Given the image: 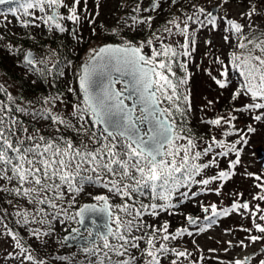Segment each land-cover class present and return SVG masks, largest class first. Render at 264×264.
<instances>
[{
  "label": "snow or ice",
  "instance_id": "snow-or-ice-1",
  "mask_svg": "<svg viewBox=\"0 0 264 264\" xmlns=\"http://www.w3.org/2000/svg\"><path fill=\"white\" fill-rule=\"evenodd\" d=\"M6 3L9 0H0V5ZM79 4L80 0H73L70 7L64 0H19V9L25 16L31 15L29 10H38L42 14L33 16L31 21H23L24 26L40 20L49 31L64 33L63 21L73 25L80 22ZM62 7L67 8V15L59 12ZM158 7V0H151L150 6L143 11H155ZM192 7L191 14L183 19L173 16L162 30L153 31L144 41L122 38L120 43H105L90 49L87 59L74 72L78 92L69 88L77 101L72 104L70 114L54 110L57 101L64 103L60 95L44 97L41 108L26 107L0 86V94L5 96L0 100V193L6 194L0 198L11 206V210L0 208V226L3 228L0 235L10 237L17 250L8 252L7 257H14L19 264H46L45 259L34 255V250L10 227L9 216H14L15 224L37 240L50 237L55 232L53 222L59 223L68 232L61 243L77 242L89 257L88 264H138L141 257L143 264H161L160 256L169 252L177 258L171 264H177L179 258L191 255L186 250L169 249L162 242L176 240L185 234L191 236V231L183 228L172 234L168 232L167 222L156 227L145 223L143 217L156 216L159 210H167L169 204L166 202L171 194L190 182L206 186L212 180L227 179L230 173L219 171L210 179L194 181L203 169L216 163V156L234 152L236 160L229 161V168H234L240 163V150L236 145L248 143L246 134L240 135L232 144L211 136L207 146L201 148L204 137H197L186 127V114L191 107L183 86L187 85L188 77H178L173 66L178 57H189L195 50L196 41L189 31V22L201 28L211 26L215 29L218 21L211 10L197 5ZM19 9L9 8V11L15 14ZM133 11L139 14L140 5L137 4ZM255 11V6H251L246 13L249 20ZM153 19L152 16L135 15L123 18V24L133 28L147 24L151 28ZM220 19L226 23L225 31L229 33L223 37L224 41L232 43L235 39L237 50L232 52L227 64L219 56L214 58L213 63L220 65L217 69L220 78L209 75L223 89L228 84L231 68L241 78L240 87L233 92V100L244 95L251 101L234 111L264 110V31L256 35L250 23V32L245 33L244 26L236 20ZM94 21V16L88 19L89 24ZM112 32L118 34L116 29ZM72 35H76L75 31ZM176 35L183 36L182 44L177 42L176 46L166 42ZM146 48L150 49V54ZM23 59L29 71L41 76L53 72L57 76L65 75L59 61L37 60L31 53L25 54ZM38 65L44 67L38 68ZM178 66L186 70L185 62H179ZM27 103L31 105L32 102ZM17 113L30 117L32 122L47 123L43 129H30ZM235 119L231 114L220 115L202 123L217 127L226 124L240 134L232 124ZM253 119L261 121L264 112ZM62 129L74 131L80 139L66 136ZM253 131L249 126L247 132ZM231 134V131L224 132L225 136ZM216 147L227 150L214 153L207 162H199ZM255 179L261 180V177ZM87 187H98L106 192L88 193L93 202L79 203L78 197ZM256 187L261 193L253 199L264 200V182ZM149 194L152 201L165 203L145 204L140 198ZM114 197L121 203L110 202ZM209 207L211 216L204 219L210 224L216 222L214 217L244 209L254 218L255 231L264 234V225L256 222V219L264 221V214L258 215L264 212L259 206L249 210L247 202H234L230 208L219 211L216 204ZM203 210L208 212L209 208ZM187 219L190 224L196 223L192 217ZM69 222L78 227H71ZM242 230L249 233L246 239L250 243L264 240L262 235H251L252 229ZM141 242L145 245L143 248ZM238 246L246 248L248 245L241 240ZM134 249L139 251V257L133 254ZM249 258L235 259L231 264H247ZM259 264H264V259Z\"/></svg>",
  "mask_w": 264,
  "mask_h": 264
},
{
  "label": "rangeland",
  "instance_id": "rangeland-1",
  "mask_svg": "<svg viewBox=\"0 0 264 264\" xmlns=\"http://www.w3.org/2000/svg\"><path fill=\"white\" fill-rule=\"evenodd\" d=\"M256 1L227 0L225 3L224 0H175V3H173V0H158L159 7L155 11L144 12L143 9L150 6L151 0H87V10H85V0H80V4L77 6V13L81 17L80 22L73 25L70 21H63L62 23L66 29L64 33H60L57 30L49 31L40 20H35L34 23L24 26L23 21H31L33 16L42 15L38 10H29L31 15L25 16L18 11L15 14H8L6 13V9L0 8V58L6 67L21 76H26L34 84H41L38 81V77L41 75L29 71V68L25 66L23 57L28 48L23 50L18 42L27 33L26 29H28V32H31L35 42H45L44 45L29 48L35 51V58L37 60L45 59L51 62H60L70 52L71 64L67 63L63 66L65 75L59 79L60 84H63L66 88L65 94H59L64 103L57 101L54 109L62 114H70L72 104L77 102L75 94L69 92V88L76 89L74 87V84H77L74 72L87 59L90 49L105 43H120L122 38L134 42L144 41L152 35L153 31L162 30L166 22L172 19L173 16L183 19L184 16L191 14L194 11L193 5L211 10L212 12L214 9L217 10L213 13L218 17L215 29H211V26L201 28L199 25L189 22V31L193 33L196 41L195 50L190 52L189 57L182 56L181 59L186 63V70L184 69L185 75L192 77L191 81L189 80L190 83H187L188 87L192 85L190 86L191 90L185 92L188 96V104L191 107L189 111L190 121L194 125L197 124L198 128L210 132L211 136H215L218 140H221L223 132L233 129H230L226 124L217 127L207 125L202 123V121L214 119L220 115L228 116L231 114L236 117L232 122L234 129L240 130V134L233 136L234 142L240 138V135L247 134L248 143L246 145L243 143L236 145L237 149L240 150V163L236 164L234 168H229V161H234L237 158L234 152H230L227 157L223 158L222 163L221 160H218L219 166H216L213 173L217 175L219 171L232 170L227 182H225L226 179H216L212 185H207L202 190L193 192L195 195H192L191 199L183 196L181 201L184 204L179 206L177 205L178 202L170 203L171 201H169L166 203H170L171 205L169 204L167 210H159L156 216H144L145 223L155 225L156 227H161L167 222L169 233L174 234L177 229L183 228H187L188 231L193 233L191 236L185 234L176 240L162 241L169 249L186 250L191 254L186 258H179L177 264H231L233 260L237 259L240 250L238 247L236 250H230L229 242L238 244L241 240L246 245L255 246V249L245 256L250 257L247 260V264H259L260 260L264 259V240L257 241L254 244L250 243L246 239L249 233L242 230L245 228L252 229L251 235L264 236V234L256 232L253 228L254 218L249 215L248 211L239 209L237 211H230L227 216L214 217L213 219L216 221L214 224H210L209 221L204 219L205 216H211L209 206L212 204L217 205L218 211L222 208H230L234 202H247L249 210H255L257 206L264 209V200L253 199L254 196L261 193V189L257 188L256 185L264 182V119L261 121L253 119L255 115L260 114L262 111L253 112V117L245 111H234V109H242L243 105L250 103V101L239 96V100H236L234 104L231 103L232 100L230 98L233 96V89L236 86H240L241 81L239 75L231 68L229 69L228 84L230 86H228L229 88L227 87L228 89L226 87L221 89L211 78V75L218 76L217 69L220 67V65L213 63L214 58L219 56L227 64L232 52L237 50L234 47L235 39L232 40V43L224 41L223 37L229 35V33L225 31L227 27L226 23L220 18L226 17L227 19H233L241 23L244 26L245 33L250 32L248 27L250 23L255 29V33L264 31V14L255 11L251 20L246 15L251 6L254 5L256 7ZM64 2L70 7L73 0H64ZM137 4L141 7L139 14L133 11ZM59 12L61 15L68 14L67 8ZM135 15L154 17L151 28L147 24H139L134 28L126 27L123 24V18ZM93 16L95 17V21L93 24H89L88 19ZM128 23L131 24L130 19ZM93 29H95V34H93ZM113 29H116L118 34H113ZM73 31L76 33L75 36L72 35ZM113 38L115 39L114 41H112ZM49 39L61 42L64 45H52ZM183 39V36L176 35L166 42L178 46L177 42L182 44ZM145 51L150 54V49L146 48ZM79 56L82 58L80 62ZM37 67L43 68L44 65H38ZM173 70L175 71L174 67ZM176 74L178 77H184V75H180L181 72H176ZM218 78L220 77L218 76ZM46 83L56 84L52 83L51 75L46 77ZM17 84L9 79L0 69V86L6 89L7 93H10L15 99L19 96ZM52 91V89L49 90L50 93ZM55 95L58 94L50 96ZM50 96L47 95L45 97ZM43 98L39 96L33 99L23 97L20 104L26 107L41 108L44 106L42 103ZM3 99H5L4 94H0V100ZM27 102L32 103L29 105ZM231 104L232 107L230 106ZM24 117L30 120L33 127L43 129L47 123L45 121L35 123L31 121L30 117ZM69 118L71 117L69 116ZM249 126L254 129L253 132H247ZM44 134H47V132ZM78 139H80L79 136ZM208 142H210L209 139L206 142L203 140L201 147H206ZM226 150L218 148L215 153ZM257 153H259V156ZM212 154L214 155V153ZM213 155H210L208 158L211 159ZM208 173L212 172H206L203 176L208 177ZM256 176H260L261 180L255 179ZM101 192H106V190L98 187H87L78 197L79 203L93 202L88 193L98 194ZM5 195L4 193H0V197ZM110 202L112 201L110 200ZM21 204H24V202L21 201ZM77 207H79V204H77ZM0 208L11 210V206L8 205L7 200L2 198H0ZM193 208H200L204 216L194 214ZM204 208H209V211L205 212ZM262 214L264 212L258 213V215ZM187 217H192L196 220V223L190 224ZM8 222H10V227L17 231L24 239L25 244L34 250L33 254L45 259L46 264H69V261H71L69 259H53V257L66 251V249L73 248L65 243H61L62 238L68 232L59 223L53 222L55 232L50 237L46 236L42 240H37L35 237H30L23 227L15 224L14 216H9ZM256 222L264 225V221H260L259 219H256ZM69 224L73 223L69 222ZM77 226L76 224L73 225V227ZM32 227H36V225H32ZM201 228L204 231H200ZM0 232H3L2 226H0ZM13 244L14 242L10 237L0 235V264H19L18 260L14 257H7L8 252L15 253L17 251ZM157 247H159V243H157ZM210 249L214 251H210ZM65 257L68 258V256ZM175 259L177 258L170 259V262H163V264H171ZM25 264H28V262H25Z\"/></svg>",
  "mask_w": 264,
  "mask_h": 264
},
{
  "label": "trees",
  "instance_id": "trees-1",
  "mask_svg": "<svg viewBox=\"0 0 264 264\" xmlns=\"http://www.w3.org/2000/svg\"><path fill=\"white\" fill-rule=\"evenodd\" d=\"M2 8L6 9V11H7L6 13H8V14L10 13L11 14L12 12H10L7 9H9V8L19 9V1L18 2H14V3H11V4H8V5H5ZM64 9L65 8L62 7V8L59 9V11H63ZM255 9H256V12L257 13L264 14V0H257L256 1V7H255ZM18 12L23 13V10L22 9H19ZM26 30H27V33H25V35L21 39L18 40V42L21 45V48L23 50L26 49V48H28L27 50H29L30 47L32 48V47L37 46V45H44L45 44V42H35V40L32 38L31 32H28V29H26ZM260 32H262V31H259L258 33H255V34L256 35H259ZM144 35L146 36V34H144ZM114 40L115 39L113 38L112 41H114ZM50 41H51L52 45H57V46H59V44L60 45H64L63 43H61V42L59 43V42H57L55 40H50ZM115 43H117V42H115ZM69 54H70V52L68 53V55H66V57L64 59H62L59 62L62 68H63L64 65H66L68 63V61H70L71 56ZM80 57L81 56H79V58H78L79 59V62L82 60V58H80ZM181 58H182V56L178 57L177 64H174L173 67H174V69H175V71L177 73L181 72L180 75H182V76L184 75L185 76L184 69H182V68H180L178 66V63L181 62V61H183ZM0 69H1V71H3L6 74V76L9 79H11L14 82L18 83L17 86H18V89H19L18 90L19 91V96L16 99V102L17 103H21L22 102L21 99L23 97H26L27 99H33L36 96L37 97L39 96L41 98V97H45L47 95L50 96V95H54V94H58V95L59 94L60 95L65 94L66 88L63 86V84H60V80H59L61 78V76H57L55 74V72H53V74H51V77H52V83H56V84H47L46 83V77H48V75H47V76H40V77H38V81L41 83V84H39L40 85L39 86V85L34 84L33 82L29 81L26 76H21L18 73H16L13 70H11L10 68L6 67L4 65V63L2 62V59L1 58H0ZM191 79H192V77H188V83H190ZM74 85H75L74 87L76 88V91L78 92V85L77 84H74ZM190 86H192V85H190ZM190 86L188 87V84L186 86H183V90L185 92L190 91L191 90V87ZM228 86H230V84H227L226 89L229 88ZM239 87L240 86H236L233 89V92L236 91L237 88H239ZM51 89L53 90L52 93L49 92V90H51ZM243 97L245 98V100H248L249 99V101H250V98L247 97V96H244V95H241L240 98H243ZM231 98H232V96H231ZM231 98H230V100H232L231 101L232 104H234L236 100H239L240 99V98H237V99L233 100V98L232 99ZM232 104L230 105L231 107H232ZM256 111L257 112L258 111L259 112L260 111L264 112V110H256ZM245 112L248 113L252 117L254 116L253 112H249V111H245ZM16 115H18L20 117V119L24 120L25 123L30 128H33V125H31L30 120L26 119L23 115H21L19 113H17ZM186 119H187V125H186V127L188 129H190L193 134H196L197 137H200V136L204 137V142L208 141V139L211 137L210 132L198 128L197 124L196 125L192 124V122L190 121V112L189 111L186 114ZM73 122H75V121H73ZM228 131H231L233 134L228 135V136H225L224 135V132H223L222 137H221V140H223L225 142V144H232L234 142L233 136L236 134V132L234 130H228ZM62 132L66 136L72 137L74 140L75 139H78L77 134L74 131L70 130V129L62 130ZM201 142H200V144L202 145ZM216 150H218V147L214 148L213 153H215ZM210 155H213V154L210 153L207 157L202 156L201 157V161H199V162H207L210 159V158H208V157H210ZM228 155H226V156H219V157L216 156L215 157L216 163L213 164V165H211L207 169H203L199 175H197V176L194 177V181H199V180L205 179V178L210 179L211 177L216 176L215 173H213V171L216 169V166H219L218 160H221V163H222L223 158L227 157ZM209 171H211L212 173H208L209 174L208 177L203 176L204 173L206 174V172H209ZM227 171L231 174V171L232 170L231 171L230 170H227ZM229 177H230V175H229ZM229 177L225 180V182H227L229 180ZM212 183H214V180H212L208 184V186L209 185H212ZM206 186L205 185H202V184H199V183H196V182H190L188 185H186L184 187H181L178 192H173L171 194V197H170V200L169 201H171L170 203H172V202H178L177 205L180 206V205L184 204L181 201V199L183 198V196H186V198L188 199V198H190L193 195V192H195V191L198 192L199 190H202L203 187H206ZM180 193H187V195H180ZM140 199H142L145 204H149V203H152V202L163 203V201H152L150 199V194L149 195H145V196L141 197ZM111 201H112V203H121L120 199L119 198H115V197L112 198ZM169 201H167V202H169ZM193 210L195 212L194 214H196V215L197 214H201L202 216H204V213H202V210H200V208H193ZM143 220H144V217H143ZM72 223L73 224H70L71 227H73V225H75L74 222H72ZM144 246H145L144 243L141 242L140 243V247L143 248ZM132 251H133V254L134 255H136L138 257L140 256V253H139L138 250H135L134 249ZM61 256L62 257L68 256V259L71 260V264H88V260H89V257L87 256L86 253L83 252L82 248H72V249H68V250L66 249V251L62 252L61 254H59L56 257H61ZM173 258H175V255L173 253H171V252H169L167 254H163V255L160 256L161 264H163V262L164 263H168V262H170L169 260L170 259H173ZM138 264H143V257L140 258V260L138 261Z\"/></svg>",
  "mask_w": 264,
  "mask_h": 264
},
{
  "label": "bare ground",
  "instance_id": "bare-ground-1",
  "mask_svg": "<svg viewBox=\"0 0 264 264\" xmlns=\"http://www.w3.org/2000/svg\"><path fill=\"white\" fill-rule=\"evenodd\" d=\"M230 250H236V248H239V254L237 256V259H243L247 254L251 253L254 249L255 246L252 245H248L246 248H242L240 246H238V244H235L233 242H231V244H229ZM74 248V247H73Z\"/></svg>",
  "mask_w": 264,
  "mask_h": 264
},
{
  "label": "water",
  "instance_id": "water-1",
  "mask_svg": "<svg viewBox=\"0 0 264 264\" xmlns=\"http://www.w3.org/2000/svg\"><path fill=\"white\" fill-rule=\"evenodd\" d=\"M16 1H19V0H9V3H12V2H16ZM9 3H6V4H9ZM5 5V4H4ZM0 6H2V5H0ZM217 10L216 9H214L213 10V13H215ZM110 43H113V42H110ZM115 43V42H114ZM27 53H31L34 57H35V51L34 50H32V49H29V50H27V52H26V54ZM86 203H89V202H86ZM78 227V226H77ZM68 234V233H67ZM66 234V235H67ZM65 244H67L68 246H70V247H79L78 246V244H77V242H75V241H73V242H71V243H65Z\"/></svg>",
  "mask_w": 264,
  "mask_h": 264
}]
</instances>
